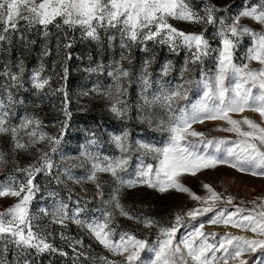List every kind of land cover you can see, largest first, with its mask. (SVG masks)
I'll use <instances>...</instances> for the list:
<instances>
[{"label":"snow or ice","instance_id":"6c2138e0","mask_svg":"<svg viewBox=\"0 0 264 264\" xmlns=\"http://www.w3.org/2000/svg\"><path fill=\"white\" fill-rule=\"evenodd\" d=\"M229 8H217L215 5L205 6L204 15L194 11L186 0H0V41L10 38V32L20 31L19 22H26L31 28L39 25L44 29L43 35L48 36L49 25L55 24L59 29L67 26L69 29L79 27L84 37L99 42L100 31L105 34L119 33L120 48L131 49L133 46L144 45L142 51L147 52V43L156 42L167 45L171 52H177L181 47L186 48L189 56L185 58L181 69V79L184 83L174 87H166L163 80L172 71V61L165 62L160 70V79L153 80L151 65L155 58L146 59L139 70L141 83L140 98L142 104H137L141 115L137 117L141 123H147L149 128L167 134V139L160 145L136 140L130 141V133L125 129L121 134H110L111 142L119 149V157H99L85 151V155L92 160V169L87 179L95 183L97 194L104 196L102 185L97 173H110L114 187L109 198L104 201L112 210L105 209L102 221L87 223L86 227L111 254L123 256V261L109 260L100 257L101 264H249L243 257L246 253H264V198L251 201L253 209H245L234 204V197H222L208 184H204L209 195L200 197L191 192L180 182V177L189 173L195 175L202 169H212L217 165L227 164L242 173L253 176H264V30L256 31L247 25L241 24V18H251L264 26V0L251 7L245 6L238 14L232 17V23L220 16L219 28L216 36L219 38L217 47H212L204 33L184 32L170 24L169 18L191 23H217L216 14L228 12ZM57 19L62 21L57 23ZM251 38V45L238 57V49L243 38ZM21 34V39H23ZM115 35H108L109 47L113 46ZM70 48L71 43L65 44ZM47 54V53H45ZM70 58V57H69ZM127 60L131 65L129 54L121 52L119 60H112L107 67L108 76L113 84L103 95L111 101L109 111L117 118L128 116L130 105L124 99L128 95L129 87L135 82L133 69L124 67L121 63ZM240 61L237 63V61ZM211 61L214 68H205V63ZM256 61L258 68L250 67ZM189 65L197 66L199 78L187 74L193 69ZM98 65L96 69H103ZM20 75H11L14 84L19 85L24 73L23 62L19 65ZM67 68H64L65 77ZM43 67L33 72L31 77L33 87L43 90L49 85V78L42 77ZM8 75L7 72L4 73ZM159 84V89L149 97L146 92L153 84ZM195 90L198 96L194 102L190 101L189 92ZM56 91H64L61 87ZM11 100V96L9 95ZM65 99L67 94L65 93ZM181 101L185 103L180 104ZM5 107L0 102V108ZM163 110V115H156L155 110ZM246 110L257 113L261 123L248 116L237 119L232 114L244 113ZM65 115L67 105L64 106ZM9 113H0V134H10L13 148L27 151L35 147L39 141L47 139L52 145V151L60 144L61 138L48 136L38 128L27 131L33 124L39 126L40 120L35 117H22L17 126L11 128L5 124ZM205 121H222L227 127L218 125L217 130L234 133L236 139L224 137L207 138L205 133L196 131L193 125ZM246 126V128L244 127ZM67 127V122H65ZM24 131L28 142L23 143L19 135ZM95 144L93 139L89 142ZM136 155L135 177L126 179L129 173L131 158ZM5 153L0 152V164L5 163ZM40 167L30 165L27 168H18L17 171L27 172L26 182H20L19 187L12 184H0V197H16L18 202L0 212V264H32L27 257L30 250H35L39 256L45 252H59L66 256L61 248L49 241L52 232L41 229L35 223L37 217L30 210V203L34 193L38 191L32 177L36 172L49 170L54 166L48 153L40 157ZM65 174L71 178V172L65 169ZM60 182V177H56ZM147 186L160 193L176 190L188 193L192 199L200 201L204 206L189 209L184 214L177 213L169 224L132 214L121 203V191L124 188ZM220 202V203H218ZM243 203V202H241ZM229 206L234 211L229 210ZM67 205L59 203L54 212L49 213L41 209L45 216L51 215L52 222L61 225L69 218ZM256 208L260 210L257 211ZM114 211L128 219L143 223L145 227H156V240L149 244L146 240L127 231L117 232L113 227ZM212 214L209 223L230 225L241 231H250L253 237L234 235L226 232L223 235L216 232H205L204 224L196 226L199 217ZM74 222L84 225L85 222L71 217ZM35 229V230H34ZM184 229L186 234L177 239L179 230ZM118 236V239L116 238ZM60 238L69 241L77 257L85 253L78 251L75 245H82V241L66 237L61 233ZM211 238V239H210ZM150 253L148 259L142 258V252ZM12 259H8L9 253ZM264 259V257H262Z\"/></svg>","mask_w":264,"mask_h":264},{"label":"rangeland","instance_id":"374dc122","mask_svg":"<svg viewBox=\"0 0 264 264\" xmlns=\"http://www.w3.org/2000/svg\"><path fill=\"white\" fill-rule=\"evenodd\" d=\"M261 0H186V3L201 16L204 15L205 6L208 4L215 5L217 8H229L228 12H219L216 14L217 23L215 25L205 23H191L178 19L169 18V23L178 30L184 32L204 33L205 38L209 40L212 47H217L219 38L216 32L219 28V18L224 16L228 23H232V17L238 14L245 6L251 7L260 4ZM57 23H61L57 19ZM241 24L250 28L261 31V26L251 18H241ZM4 27L0 24V30ZM20 31L10 32V38L0 41V102L5 107L0 108V113H9L5 119L7 127L17 126L22 117L30 116L40 120V125H31L27 131L38 128V131L46 133L48 136L61 138V142L56 146V151H52L51 143L45 139L39 141L35 147H30L27 151L14 149L12 137L10 134H0V152L5 153V163L0 164V184H12L14 178L15 186L18 188L20 182H26L27 172L17 171L18 168H27L30 165L40 167L42 161L40 157L47 152L53 167L49 170L44 168L43 171L36 172L32 177L34 185L38 191L34 193L33 200L30 203V210L37 217V223L41 229H46L53 233L49 241L55 247L63 249L66 256L60 255L59 252H45L36 255L35 250H30L27 257L32 260V264H101L100 257H107L109 260L123 261L124 257L113 255L108 252L91 234L86 227L87 223L93 221H102L105 209L112 210L110 205L104 203L109 198V194L114 187L113 178L110 173H97L99 183L102 185L104 196L97 194L95 183L87 179L92 169V160L85 155V151L99 157H119V149L111 142L110 134L119 135L126 129V123L134 126V132H130V141L143 140L148 143L160 145L167 139V134L154 131L148 127L147 123H141L137 117L141 115L137 104H142L140 98L141 83L139 82V70L146 59L155 58L151 65L153 80L160 79V70L162 65L167 61H172L173 68L167 77H164L166 87H174L177 84L184 83L181 79V69L184 66L185 58L189 56L186 48L181 47L177 52H171L167 45H161L156 42H148V51H142L144 45L133 46L131 49L120 48V37L117 32L105 34L100 31L101 40L99 42L91 38L84 37L82 30L77 27L69 29L67 26L57 28L55 24L49 25L48 36H44L42 26L36 25L31 28L26 26V22H19ZM21 34L23 39H21ZM108 35H115L113 46L109 47ZM71 43L70 48L64 45ZM251 45V38L245 36L241 47L236 55L238 57L247 50ZM131 56L132 63L122 61L124 67L133 69L134 83L129 87L128 95L124 97L131 106L128 116L123 119L117 118L109 107L111 101L103 93L113 84V80L108 76L109 69L107 65L112 60H119L121 52ZM47 53V54H45ZM70 57V58H69ZM23 62L24 73L20 78L19 85L14 84L10 76L20 75L19 65ZM240 61L238 60L237 63ZM104 65L103 69H96L98 65ZM43 67L41 73L44 78H51L49 85L43 90H37L33 87V72ZM205 68H214L211 61L205 63ZM67 68L65 77L64 68ZM192 72L187 74L188 78L195 76L199 78L197 66L189 65ZM250 67L258 68L256 61L250 63ZM7 72L8 75L4 73ZM61 87L64 91H56ZM159 84H153L146 94L151 97L159 89ZM65 93L67 99H65ZM11 96V100L9 99ZM190 101L198 99L196 91L189 92ZM185 102L181 101L183 105ZM67 105L65 115L64 106ZM156 115H163V110L157 108ZM234 118L248 116L261 123L257 113L246 110L244 113L232 114ZM112 121V128L108 130L104 127V135H98L94 132L97 124L103 125L106 119ZM67 122V127H65ZM227 127L222 121H205L193 125L196 131L205 133L206 137H224L236 139L234 133L217 130V126ZM264 126V124H262ZM246 128V126H244ZM19 135L23 143L28 142V137L24 131ZM95 139V144H90ZM101 139L107 141L114 147L113 152H107L100 148ZM136 155L131 158L129 165L130 175L126 179L135 177ZM65 169L71 172V178L65 174ZM60 177L58 183L56 177ZM6 178V179H3ZM180 182L189 188L192 193L200 197L209 195L204 184H208L215 192L222 197L233 196L234 204L245 209H253L255 205L251 201L260 204L257 198H264V176H253L249 173H242L231 168L227 164L217 165L212 169H202L195 175L185 173L180 177ZM121 203L134 215L153 218L161 224H169L175 214H184L189 209L204 206L200 201L194 200L188 193L169 190L165 193L149 188L147 186H137L135 188H124L120 196ZM18 202L16 197H0V212L5 211L8 207ZM243 202V203H241ZM59 203H64L69 218L65 220L64 225L53 223L51 215L45 216L41 209H46L49 213L54 212ZM220 203V202H218ZM229 210L235 209L229 206ZM259 211V208H256ZM84 221V225L74 222L73 217ZM114 224L117 232L127 231L134 234L137 239L146 240L149 244L156 240L158 228L145 227L143 223H137L135 220L128 219L120 215L119 211H114ZM212 214L199 217L198 222H193L196 226L199 223L204 224L205 232H216L223 235L230 232L234 235H243L253 237L250 231H241L230 225L211 224L209 220ZM35 230V229H34ZM61 233L66 237H72L75 240L82 241V245L77 244L75 248L85 253L84 256L77 257L72 247H69V241L60 238ZM186 234L184 229L177 233V239ZM118 239V236L116 237ZM211 239V238H210ZM2 246V242H0ZM150 253L142 252V258L148 259ZM264 253L259 250L256 253L244 254V259L249 264H264ZM12 259V253L8 255ZM238 264V262H231Z\"/></svg>","mask_w":264,"mask_h":264},{"label":"trees","instance_id":"16d2710c","mask_svg":"<svg viewBox=\"0 0 264 264\" xmlns=\"http://www.w3.org/2000/svg\"><path fill=\"white\" fill-rule=\"evenodd\" d=\"M104 127H106L108 130H111L112 121L109 118L106 119V121L103 125L97 124V126L94 128V132H96L98 135H100V134L104 135L103 133H105V132H103V130H102ZM126 129L130 132H132V131L134 132V130H133L134 126L130 123H126ZM100 148L102 150H106L107 152H113L114 151V147L111 144L107 143V141L104 139H101ZM3 179H6V178H3ZM55 255H56V257L60 256L59 253H56Z\"/></svg>","mask_w":264,"mask_h":264}]
</instances>
